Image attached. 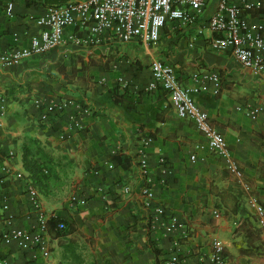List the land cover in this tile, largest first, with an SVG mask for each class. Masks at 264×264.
Returning <instances> with one entry per match:
<instances>
[{
  "label": "crops",
  "instance_id": "0c3cea01",
  "mask_svg": "<svg viewBox=\"0 0 264 264\" xmlns=\"http://www.w3.org/2000/svg\"><path fill=\"white\" fill-rule=\"evenodd\" d=\"M216 3L210 0L192 24L167 26L156 44L70 45L17 66L0 64V264H167L173 255L211 264L214 238L224 242L227 264H264V227L250 204L256 197L264 205V71L255 74L230 51L210 47L214 34L205 26ZM52 4L0 0V53L28 46L39 31L36 17ZM263 16L264 0L248 18L255 23ZM154 60L173 65L184 86L196 72H219L220 93L208 88L194 97L224 135L229 159L176 114L167 92L144 89ZM77 70L74 79L70 71ZM59 102L66 106L43 119L45 106ZM258 105L254 119L250 108ZM25 150L43 163L40 179L25 169ZM142 157L156 203L166 209L164 221L145 206ZM229 160L242 177L230 171ZM3 164L12 169L6 178ZM31 189L48 220L60 216L74 227L63 236L48 231L46 251L2 240L10 227L37 226ZM72 195L86 203L71 201ZM172 215L184 226L168 231Z\"/></svg>",
  "mask_w": 264,
  "mask_h": 264
},
{
  "label": "built area",
  "instance_id": "2783aa9c",
  "mask_svg": "<svg viewBox=\"0 0 264 264\" xmlns=\"http://www.w3.org/2000/svg\"><path fill=\"white\" fill-rule=\"evenodd\" d=\"M210 0H69L65 3L52 4L36 17L39 31L30 37L28 46H14L0 53V64L4 67L20 65L24 60L47 55L59 47H96L112 42L128 43L138 40L147 44L158 43L167 26L189 25L196 22L208 7ZM263 0H217L213 13L205 27L214 34L209 45L214 50L230 51L243 68L255 74L264 71V16L251 23L248 15L262 8ZM13 4L7 7L12 11ZM152 77L144 87L146 91L162 89L171 97V104L179 117L193 121L196 128L206 137L211 151L229 159V146L224 135L213 125L208 112L196 101L194 95L203 90L212 89L218 95L222 81L217 71H199L193 74V84L184 86L173 65L154 60L151 64ZM123 79H120L122 82ZM124 83V82H123ZM128 86L127 83H124ZM3 97H0V123L4 115ZM43 102L37 100V106ZM66 103H50L45 106L43 119L55 110L63 109ZM261 105L250 108L252 118L256 119L261 112ZM195 156H192L194 159ZM142 175L146 179L143 188L144 203L152 209L156 221L166 218L165 207L156 203V197L149 186V163L146 157L141 158ZM6 174L11 167L1 166ZM229 169L238 177L242 171L237 163L229 160ZM23 178V173H16ZM4 177L0 176V182ZM31 200L37 209L38 224L34 228L10 227L2 234L5 243H14L25 251L42 249L46 251L45 237L48 233V218L36 201V191L30 190ZM73 202L85 204V199L77 195ZM258 220L264 227V205L256 197L250 198ZM4 204V209H8ZM179 217L172 215L167 222L168 231L183 227ZM59 228H65L64 223ZM225 244L214 238L211 244V264H227ZM167 264H187L173 255Z\"/></svg>",
  "mask_w": 264,
  "mask_h": 264
},
{
  "label": "trees",
  "instance_id": "16d2710c",
  "mask_svg": "<svg viewBox=\"0 0 264 264\" xmlns=\"http://www.w3.org/2000/svg\"><path fill=\"white\" fill-rule=\"evenodd\" d=\"M28 5H35L38 3L39 0H25ZM45 4H52V3H62L66 0H43ZM162 90V89H159ZM158 91V90H157ZM166 92V91H165ZM114 101L117 103L118 98L114 95ZM23 163L26 170L29 171L31 178L33 179H40V175H44L46 173L45 167L43 166V163L37 160L33 154V152L29 150H25L24 156H23ZM64 223L65 228L61 229L59 228V224ZM73 226L69 224L65 218L56 216L52 217L48 221V231L53 236H63L68 233H71L73 231Z\"/></svg>",
  "mask_w": 264,
  "mask_h": 264
},
{
  "label": "rangeland",
  "instance_id": "374dc122",
  "mask_svg": "<svg viewBox=\"0 0 264 264\" xmlns=\"http://www.w3.org/2000/svg\"><path fill=\"white\" fill-rule=\"evenodd\" d=\"M131 45H132V44H131ZM132 46H133V47H135V46H136V47H139L138 45H135V44H133ZM82 47H84V46H82ZM75 57H77V55H75ZM90 61H92V62H94V63L97 62V61L94 60L93 58H90ZM70 72H71V74H70L71 77H73L74 79H76L77 76H78V72H81V71H80V70H77V71H70ZM83 72H84V71H83ZM86 72H87V71H86ZM82 77H84V79H85V78H86V73H83V76H82ZM82 77H80V78H78V79L81 80ZM80 80H79V81H80ZM75 81H77V82L79 83L78 80H75ZM77 82H76V83H77ZM74 196H75V195H72V196H71V201H73V197H74Z\"/></svg>",
  "mask_w": 264,
  "mask_h": 264
}]
</instances>
